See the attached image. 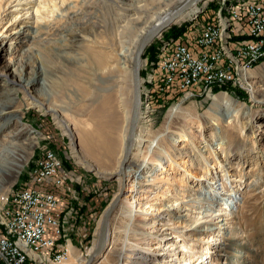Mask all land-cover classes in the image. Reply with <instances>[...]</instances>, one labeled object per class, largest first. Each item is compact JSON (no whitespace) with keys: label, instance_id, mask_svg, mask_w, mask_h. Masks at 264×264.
I'll list each match as a JSON object with an SVG mask.
<instances>
[{"label":"rangeland","instance_id":"374dc122","mask_svg":"<svg viewBox=\"0 0 264 264\" xmlns=\"http://www.w3.org/2000/svg\"><path fill=\"white\" fill-rule=\"evenodd\" d=\"M180 1L183 0H79L76 4L72 2L69 5L67 2L64 4L63 15L53 19L50 23L58 28L66 27L68 30L57 31L52 27L49 31L41 29L39 36L33 40V52L28 55V58L21 56L18 47L14 51L9 48L10 39L6 41L4 48L0 51V70L6 73V76L0 75V97L7 100L9 96L7 92L14 90L18 93L15 109L18 111L17 113L23 115V120L18 122L12 119L7 123L2 135L12 130H19L22 124L32 128V133L25 131L17 139V142L20 143L19 150L22 152L21 165L17 167L18 171L14 170L11 173L0 171V198L23 187L34 185L31 172L43 151L53 150L57 156L61 157L63 180L57 188H63L65 192L60 195L59 201L62 206V209H59L60 225L58 232L55 228L54 230L49 226L47 228L49 236L55 237V233L59 235L58 238L62 239V244L68 242L71 247H74V254L80 257V260L76 261L77 257H71V255L65 262L67 264H86L88 262L91 254L90 249L98 241L97 236L103 211L119 192L121 194L118 206L109 218V245L105 249L104 255L101 258L94 257L91 264H264V65L261 66L264 59L254 67L253 77L246 79L243 85L231 86L229 90L213 88L211 95L200 94L197 91V93L186 96L182 90L180 95L174 91L169 93L166 92L168 87L162 85L161 72L155 69L152 72L153 79L151 77V71L163 44L171 38L176 39L179 35H182L184 42L187 41L191 44L195 34L206 23L220 0H208L209 8L206 0H199L196 3L198 11L195 10L191 15L184 19H178L171 25L177 29L183 26L182 28H186V32L189 30V35L186 36L184 31L177 37H167L162 35V32L161 35L152 39L151 43L153 42L155 47L148 48L150 43L144 48L141 54L143 62L139 70L141 102L147 98L152 106V110L145 117L146 120L140 121L149 131L144 136L149 139L154 135L164 133L166 130L164 120L169 110L177 105V111L171 118L170 131L174 134L178 127L187 125L186 115L189 110L188 113L193 117L191 126L194 128L195 125L201 123L202 130L199 134L191 135L190 141L178 143L180 146L182 144L185 146L175 155L177 162L190 158L193 154L198 155L197 151L204 149L201 152L209 156L211 161L223 165V170L218 173L223 174L221 182H224L225 186L230 183L227 175L240 179L234 181V183L241 182V185L235 187L239 189L235 193V200L238 203L231 205V218L226 224L227 228L223 230L225 234L216 241L214 239L217 232L206 231L205 227L214 226L212 222L221 216L220 214H208L209 211H212L213 214L221 212L222 209H219L221 205L217 199L213 200L214 203L210 205L209 201L206 203L204 201L200 203L186 201L165 210V206L174 203L178 196H190V198L195 196L193 189L197 186L190 187L188 185V183L194 182L193 177L189 178L192 182H187L188 186L184 190L172 184L173 189L163 193L164 197L159 195L158 188L151 192H140L141 197L148 194L150 199L137 200L139 211L135 216L136 220L130 221L131 219L121 213L122 199L128 193V189L125 183L124 185L120 184L118 174H108L118 164L117 154L122 145L123 117L119 106L120 92L117 86L119 84L116 79L117 75L109 72L100 73V70L89 59H84V55L82 59H79L80 56L73 57V51L70 53L63 51L65 45L69 44L67 39L73 32L76 34L85 32L99 39H108V41H114L117 38L130 45L139 28L135 21L127 22L126 17L123 16L124 13L129 14L133 11L126 12L123 8L140 5L142 11L132 14V16L137 15L140 19L148 20L150 14L161 15L165 10H174ZM50 2H56V0H50ZM204 5L206 8L201 12L199 9ZM195 21L197 23L194 24ZM192 31L193 33H191ZM53 32H59V35H53ZM21 58L27 60L28 64V67L22 71L25 77L28 76L30 68L34 66L41 64L45 68L47 88L46 93L40 96L60 108L64 119L76 120L80 118L84 120L93 109L86 110L85 107V103L88 102V93L91 92L94 85L106 88L105 91L99 90L100 96H102L101 99L108 96L109 111H113L116 121L114 128L106 127L107 131L105 132H107L108 139H113V145L109 146L107 152L105 149L102 151L99 143L94 144L91 148L86 144H81L77 133L72 140L70 134L46 107L29 106L28 96L18 88L17 83L14 84L10 81L17 80L16 72H19L18 66ZM47 58H51L53 61L49 62ZM8 59H11L12 62H9ZM94 71L98 74L97 77L92 74ZM101 79H104L105 82L103 83ZM247 81H252L255 86V98L251 97V89L248 88ZM38 86L39 84L36 82L31 87L30 91L33 95ZM226 91L227 93H225ZM236 92L246 97L245 100L239 98ZM220 93H225L233 98L234 102L231 103L230 108H215L211 104L213 94ZM132 94V90L128 88L126 98L131 106ZM238 109L243 111L237 112L238 116L230 121L231 123L228 122L230 119L227 114ZM144 110L145 107L141 105L139 110L141 116ZM245 110H249V112L245 114ZM82 111L84 115L79 116ZM105 112H103L104 119L107 118V112ZM215 122L217 124H214ZM31 136L34 138H30ZM218 141H223V144L216 149L217 153L214 155L213 149ZM145 143L147 144L148 141ZM130 155L126 164L132 158V154ZM215 157L218 160L214 159ZM4 159L6 161L9 158H0L1 161ZM201 166H204V161L196 162L197 169ZM171 169L174 173L181 172L177 165ZM234 174L235 176H233ZM212 182L214 181L210 183L212 184ZM149 205L154 206L155 213L146 214L143 211V207L146 208ZM1 206L2 204H0V209ZM196 206L198 207L197 212L194 213ZM152 207H149L148 210H152ZM168 218H173L172 224L169 223L170 221L167 222ZM202 219H207V221L203 222ZM148 220H156V223L153 221V225H149ZM126 221L128 222L127 227L125 226ZM222 222L221 225H224ZM155 233L159 236L155 237ZM208 234H210L209 240L205 238ZM56 241L58 243L57 239ZM110 242H112V248H110Z\"/></svg>","mask_w":264,"mask_h":264},{"label":"bare ground","instance_id":"6f19581e","mask_svg":"<svg viewBox=\"0 0 264 264\" xmlns=\"http://www.w3.org/2000/svg\"><path fill=\"white\" fill-rule=\"evenodd\" d=\"M78 1L79 0H56V2H50V0H0V51L4 48L6 41L10 39L11 42L9 43V48L14 51L18 47L21 51V56L28 58V55L32 54L33 52V40H35L36 37L39 36L41 29L49 31V29H51L52 27L57 31L62 30L63 32H65V30H68V28L66 27L58 28L56 26H53V24H51L50 22H52L53 19L57 18L58 16L63 15V8L65 3L68 2V5L72 2L76 4ZM184 1L185 0L180 1L178 6L174 10H165L161 15L156 13L150 14L151 16L148 17V20L146 18L140 19V17L137 15L132 16V14H138L142 11L140 5H132L129 8H123L124 11L126 10V12H128L129 10L133 11V13L129 14L124 13L123 16L126 17L127 22H129L130 20L135 21V24H137V27L139 28L138 33L136 34L130 45H127L125 41L118 40L117 38L114 39V41L109 38L111 41H108V39H99L94 35H90L85 32L77 34L76 32H73L71 33L69 39H67L69 40V44L65 45L63 51L65 53H70L71 51H73V57L77 58L76 56H80L79 59H82L84 55V59H89L94 64V66H96L98 70H100V73L105 74L109 72L117 75L116 79L117 82H119L117 86L120 92L119 106L123 117L121 136L122 145L117 154L118 164L112 170V172H109L108 174H118L120 184L124 185L125 183V186L128 189V193L122 199L123 205L121 206V213L131 219L130 221L136 220L135 216L139 211L137 207V200L150 199L148 194L141 197L140 192L142 191L151 192V190L158 188V191L160 192L159 195L164 197L165 194L163 193L171 191L173 189L172 184L181 187L183 190L188 185L190 187L197 186L193 189V194L195 195L194 197L190 198V196H178L174 200L177 203L174 204V202L168 204L167 206H165V210L174 208L178 204L181 205L186 201H194L199 203L202 201H204L205 203L209 201L210 205L213 204L217 199L221 205V207L219 208L222 209L221 212L213 214L212 211H209L208 214H220L221 216H219L212 222L214 226L212 225L205 227L206 231L214 230L217 232V235L214 239V241H216L220 239V236L225 234V231L223 230L227 228L226 224L231 218V205L238 203V201L235 200V193L239 189L235 187L241 185V182L234 183V181L240 180L235 176V174L233 175L235 177L232 178L230 177L231 175H227L226 177H229L230 183L229 185L226 184L225 186L224 182H221L223 174L218 173L219 171L223 170V165L213 162V160L211 161L209 159V156L201 152L204 151V149L197 151L198 155L193 154L190 158L183 159L179 163L177 162V160L175 159V155L178 154V150L182 149V147L185 146V144H182L180 146L178 143L182 141H190V138L192 137L191 135H194L196 133L199 134L202 130L201 123L195 125L194 128L193 126H191L193 117L191 116L192 114L188 113L189 110L186 115V119L188 120V122H186L187 125L178 127V130H175L173 134V132L170 131L172 123L171 118L177 111V105L172 107L164 120L166 129L165 132L159 133L147 139L144 135H147L149 131L146 126L141 124L140 121L144 122L146 120L145 117H147L150 110H152V106L149 104V100L147 98L143 102H141L140 99V103L145 107V110L142 116L141 113L138 112L137 126L136 130L133 133V139L131 142L130 150L128 152V156L125 155L124 152L127 142V136L129 134V127L131 123L130 119L133 112V106H131V103H128L126 92L128 88H130V90H132L133 92L132 97H134L132 69L136 62L138 63L139 67L143 62L141 57L143 51V48L141 49V43L143 41L142 38L145 37L147 31H149L153 27L162 25V23L172 18V16L175 15L176 12H178L177 10L179 6L183 4ZM205 8L206 5H204V7H201L199 10L203 12ZM195 10L198 11L196 5L179 14L177 17L172 19L170 23L173 24L178 21V19L186 18ZM146 13L148 15V12ZM58 33L59 32H53V35L58 36ZM207 33L208 22L206 20V23L199 29V38H195L193 40V42L191 43V47L200 46L201 87H199L197 91L200 94L210 95V71L208 69L209 38L207 37ZM182 40V35H179V37H177L176 39L171 38L163 44L160 53L158 54L159 57L155 62V66L153 65L154 68L151 73L162 65L164 57L163 54L170 51L172 46H175L179 41ZM12 41H14V44H12ZM188 55H195V48H188ZM47 59L49 60V62L53 61L51 58ZM8 61L12 62L11 59H8ZM20 61L21 62H19L18 66L19 72H16L17 80L12 79L10 81L14 84L17 83L16 85L18 86V88L23 90L25 95L28 96L27 100L29 106H38L40 108L46 107L48 111H51L54 114V117L58 122L62 124L67 133L70 134L72 140L75 138L77 133L80 143L84 145L86 144L89 148H91V146H93L94 144L99 143L102 147V151L105 149V151L107 152L109 150V146L112 147L113 139H108L109 137L106 135L107 132L105 131H107L106 127L114 128V126L116 125V121L113 111H109L108 96H104L106 98L101 99L102 96H100L99 90L105 91L106 88L104 86L98 87L99 85L95 86L93 84V89L90 93H88V102L85 103V107L86 110H90V108H93L88 117H86L84 120L80 118H77L76 120H71L69 118L64 119V114L60 108L55 107V105L50 104L48 100L40 96L41 94L46 93L45 91L47 88L45 68L41 64L38 66H34L33 68H30L28 76L25 77L22 71L23 69L28 67L27 60H22L21 58ZM262 65H264V61L261 63V66ZM1 74H4L6 76V73H4V71L2 70H0V75ZM92 74H94L96 77L98 76L96 71L92 72ZM111 76L113 77L114 75ZM111 76L109 77L111 78ZM151 77L153 79V73L151 74ZM251 77H253L252 71H250V74L246 79L248 80ZM101 81L103 83L105 82L104 79H101ZM36 82H38L39 86L34 90L35 94L33 95L30 90L31 87L36 84ZM49 82H51L52 87V81L50 80ZM139 82H141V79ZM246 83L248 88L250 87L251 89V97L255 98V86H253L252 81H247ZM126 84L128 85V87H126ZM225 93L213 94L211 104L215 108H230V105L234 102V100L230 95H227ZM7 94H9L7 100H3L0 97V119L2 120V123L0 124V158L8 157L9 159L6 161L4 159L5 162L0 160V171L11 173L14 170L18 171L17 167L21 165L20 160L22 159V152L19 150L18 146H20V143L17 142V139L25 131H29L30 133H32V128L29 125L22 124V127L19 130H12L7 134L2 135L5 125H7V123H9L12 119H15V121L18 122L23 120V115L17 113L18 111L17 109H15V103L16 98H18V93L13 90L12 92H7ZM94 104L96 105L93 106ZM104 111H109L107 113L105 112L107 114L106 119H104L103 117ZM242 111L243 110L238 109L236 111L234 110V112H231V114L229 115L227 114L230 119L228 122L233 121L234 118L238 116L237 112ZM248 112L249 110H245V114ZM83 115L84 113L82 111L79 116ZM215 119L216 118H214V121H216ZM217 122H215L214 124H217ZM145 130L146 133L144 134ZM32 137L34 138V136H31L30 138ZM146 141H148L147 144L145 143ZM222 144L223 141L216 142V146L213 149L214 155L217 153L216 149L220 148ZM44 153L45 151H43L40 156L44 155ZM130 154H132V158L130 162L126 164L131 156ZM48 157H50V159L56 158V160H62L61 157L57 156V154L53 150H48ZM140 159L141 161L139 162ZM214 159L218 160L217 157H215ZM199 160L204 161V166H201L197 169L196 162H199ZM174 165H177V168H179L181 172L174 173L171 169L174 168ZM121 167H123V171L121 170ZM141 171H143V174H141ZM33 172H37L36 163L33 166L31 174ZM140 174L141 176H139ZM192 177L194 178V182L190 181L189 179ZM217 180L222 184V191L215 195V187L213 188V184H211L210 182H216ZM33 181L34 187H27L28 194L43 193L45 191L43 188L45 182H37V178H34ZM187 182L192 183H188V185H186ZM23 189L25 188L23 187L20 190H16L14 192L16 195H21L23 194ZM14 192L0 198V204H2L1 208H5L8 203L11 202V196H13ZM114 197L112 199H114ZM149 207L152 206L149 205L146 208L143 207V211L146 212V214L156 212L154 206L152 207V210H148ZM58 208L59 207H56L53 216V222L56 225L55 227H58L60 225L58 215L56 214ZM197 208L198 207L196 206L194 213L197 212ZM172 219L173 218H168L167 222L170 221L169 223L172 224ZM223 220L224 222H222ZM153 221L148 220V222H150L149 225H153L156 220L154 222ZM202 221H207V219H202ZM218 222H220V224H217ZM221 222L224 223V225H221ZM0 225V246H6L7 244L14 245L17 249L18 254L24 256V260L28 263L67 264L65 262L70 258L71 255V257L78 256L74 254L75 249H71V247L67 246V244H63L62 246V248L65 250L64 254H56L54 256L50 252H44L36 249V247H34V244L30 243V239H28V236L23 233L19 234V231L16 230L13 221L8 220L6 210L4 211L0 209ZM125 226H128L127 221L125 223ZM157 236L159 235L155 233V237ZM209 237L210 234H208V236H206L205 238L209 240ZM110 245V248H112V242H110ZM94 247H91V252ZM75 260H80V257H77Z\"/></svg>","mask_w":264,"mask_h":264},{"label":"built area","instance_id":"2783aa9c","mask_svg":"<svg viewBox=\"0 0 264 264\" xmlns=\"http://www.w3.org/2000/svg\"><path fill=\"white\" fill-rule=\"evenodd\" d=\"M208 6V0H206ZM209 8V6H208ZM209 38L210 95L213 88L229 90L231 86H241L250 71L264 59V0H220L207 19ZM199 38V31L195 34ZM188 48H195V55H188ZM162 85L174 86L188 96L197 93L201 87L200 46L191 47L187 41H179L171 50L163 54ZM164 90V89H163ZM227 93V91H226ZM37 172L33 178L37 182L53 180L59 185L63 180L62 160L48 157V150L36 160ZM214 194L222 191V184L213 182ZM31 187H34L31 186ZM43 193L11 196L6 210L8 220L13 221L19 234H25L36 249L51 254H64L62 246L48 235V226L53 230L54 211L58 198L45 186ZM52 230V232H53ZM0 264H31L19 255L14 245L0 246Z\"/></svg>","mask_w":264,"mask_h":264},{"label":"water","instance_id":"95a60500","mask_svg":"<svg viewBox=\"0 0 264 264\" xmlns=\"http://www.w3.org/2000/svg\"><path fill=\"white\" fill-rule=\"evenodd\" d=\"M199 0H185L183 4H181L178 8V12H176L175 15L172 16V18H170L168 21L162 23V25L157 26V27H153L152 29H150L149 31H147L145 37L142 38V45H141V49L147 46V44H150L152 39H154L156 36L161 35L162 32L169 28L172 24L170 23L172 21V19H174L175 17H177L179 14L185 12L186 10L190 9L191 7H193L194 5H196V3ZM140 67L138 65V63L136 62L133 69H132V73H133V89H134V97H133V112H132V116L130 119V127H129V134L127 136V142H126V146H125V155L128 156V152L130 150V146H131V142H132V137H133V133L136 130V126H137V117H138V112L140 109V73H139ZM121 170L123 171V167H121ZM121 192H119V194H116V196L114 197V199H111V201L108 203L109 205L105 208V210L103 211L102 217H101V224L99 227V232H98V241L97 244L95 245L94 249L92 250L88 262L86 264H91V260L94 257L99 256V258H101L104 255V251L107 248V246L109 245V240H110V231H109V223H110V216L112 214V212L114 211V209L118 206V200H119V196H120ZM99 260V259H98ZM97 262V261H96Z\"/></svg>","mask_w":264,"mask_h":264},{"label":"crops","instance_id":"0c3cea01","mask_svg":"<svg viewBox=\"0 0 264 264\" xmlns=\"http://www.w3.org/2000/svg\"><path fill=\"white\" fill-rule=\"evenodd\" d=\"M195 23H197V21H195L194 22V24ZM202 27V26H201ZM200 27V28H201ZM189 31V30H188ZM186 32L185 31V33L184 34H186V36L187 35H189V32ZM191 33H193V31L191 32ZM62 168H63V165H62ZM48 183L45 185L44 184V189H45V186H46V188L47 189H49V190H52L53 192H55V194H56V196H57V198H58V206H59V208L57 209V212H56V214L58 215V219L60 218V214H59V209H62V206L60 205V195H63V193L65 192V189H63V188H57L59 185H54L53 184V180L52 179H50L49 181H47ZM59 227V226H58ZM58 227H55V230L58 232ZM54 236L55 237H53V238H55V239H57L58 240V237H59V235H56V233L54 234ZM58 243H57V241H56V245H57ZM64 244H67V246H69V247H71L70 245H69V243L68 242H65ZM72 244V243H71ZM57 246H63V244H58ZM74 249V247H71V249Z\"/></svg>","mask_w":264,"mask_h":264},{"label":"trees","instance_id":"16d2710c","mask_svg":"<svg viewBox=\"0 0 264 264\" xmlns=\"http://www.w3.org/2000/svg\"><path fill=\"white\" fill-rule=\"evenodd\" d=\"M183 27V26H182ZM182 27H180L179 29H177L175 26H171L170 28H168V29H166L165 31H163V34L162 35H164V36H178L180 33H182V32H184L185 31V29L184 28H182ZM152 48V47H155V46H153V42L149 45V47L148 48ZM176 92V93H179V95L181 94V91H179V90H177L174 86H169L168 87V89H167V91L166 92H169V93H171V92ZM237 93V96L239 97V98H241V99H244L245 100V98L246 97H244L243 95H241L240 93V95L238 94V92H236ZM34 182V181H33ZM29 187H31V186H29ZM58 243H60V244H62V239L61 238H58Z\"/></svg>","mask_w":264,"mask_h":264}]
</instances>
